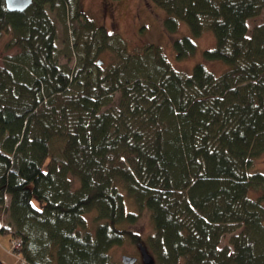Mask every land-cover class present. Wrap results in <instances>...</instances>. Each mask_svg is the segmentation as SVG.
Masks as SVG:
<instances>
[{
	"label": "trees",
	"instance_id": "1",
	"mask_svg": "<svg viewBox=\"0 0 264 264\" xmlns=\"http://www.w3.org/2000/svg\"><path fill=\"white\" fill-rule=\"evenodd\" d=\"M151 1L168 34L181 22L195 38L211 31L204 60L226 70L179 71L153 44L131 52L82 0L23 11L0 0L5 48L18 49L0 65V233L22 241L27 264H120L110 248L137 220L126 194L154 226L147 245L132 242L159 264H264V203L250 195L264 187L252 171L264 153V0ZM59 22L73 67L60 61ZM192 36L172 39L178 59L196 51ZM105 49L120 55L107 71Z\"/></svg>",
	"mask_w": 264,
	"mask_h": 264
},
{
	"label": "rangeland",
	"instance_id": "2",
	"mask_svg": "<svg viewBox=\"0 0 264 264\" xmlns=\"http://www.w3.org/2000/svg\"><path fill=\"white\" fill-rule=\"evenodd\" d=\"M83 7L88 15L98 25H103L109 32H118L127 41V48L131 52H140V54L148 53V48L151 44L160 48L161 52L166 56L173 68L191 72L194 65L198 62H205L207 67L217 74L226 70L227 65L221 60L205 61L203 52L207 48H212L215 45V36L211 31H205L201 36L193 37L191 30L187 24L181 22L178 31L173 34H168L164 30L163 21L167 17V12L157 6L151 0H82ZM259 20V19H258ZM254 21H251L252 25ZM69 25L75 23L69 21ZM65 24H58V47L60 53V61L73 67L75 63V52L65 54L64 41L67 38ZM192 36L196 43V51L188 57L178 59L172 45V39L179 36ZM12 32H3L0 34V65L8 54H14L18 51L17 48L7 50L5 44L10 40ZM71 38V35H68ZM71 40V39H70ZM119 52L113 49H105L99 56L100 65L104 71H107L114 66L119 65ZM116 96H119L117 94ZM253 172L264 173V153L261 154L253 164ZM253 198H262L264 203V187L253 188L250 191ZM125 207L127 212L137 214V220L128 222L124 225L127 232H131L123 237L120 242L112 245L109 255L114 262H122L123 255H132L138 257V260L143 264L141 253L138 247V242H132V234H135L139 239L146 244V239L154 232V226L151 219V212L147 208H143L134 200L133 197L126 194ZM93 214H87L86 223L90 229H95L97 223L94 221ZM7 214L5 210H0V225L6 223ZM264 223V220H263ZM235 226V225H233ZM238 226V225H236ZM230 235L222 239V245H230ZM13 242V241H12ZM9 235L0 233V259L4 264H23V256L20 253V248L13 249ZM147 245V244H146ZM11 248L13 251H11ZM149 251V250H148ZM154 264H159L156 259Z\"/></svg>",
	"mask_w": 264,
	"mask_h": 264
},
{
	"label": "water",
	"instance_id": "3",
	"mask_svg": "<svg viewBox=\"0 0 264 264\" xmlns=\"http://www.w3.org/2000/svg\"><path fill=\"white\" fill-rule=\"evenodd\" d=\"M34 0H5L6 6L10 11H23L27 9ZM101 63V61H99ZM139 250L141 253V259L143 264H154L155 258L154 256L148 251L143 243H139ZM138 260V257L132 255H123L122 262L124 264H134ZM0 264H4L0 259Z\"/></svg>",
	"mask_w": 264,
	"mask_h": 264
},
{
	"label": "built area",
	"instance_id": "4",
	"mask_svg": "<svg viewBox=\"0 0 264 264\" xmlns=\"http://www.w3.org/2000/svg\"><path fill=\"white\" fill-rule=\"evenodd\" d=\"M12 246H13V249L16 250L15 248H19L22 246V241L20 239H15L12 242ZM11 251H13L12 248H11ZM23 264H27V262L23 260Z\"/></svg>",
	"mask_w": 264,
	"mask_h": 264
},
{
	"label": "flooded vegetation",
	"instance_id": "5",
	"mask_svg": "<svg viewBox=\"0 0 264 264\" xmlns=\"http://www.w3.org/2000/svg\"><path fill=\"white\" fill-rule=\"evenodd\" d=\"M137 261H139V260H137Z\"/></svg>",
	"mask_w": 264,
	"mask_h": 264
}]
</instances>
